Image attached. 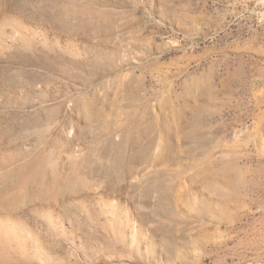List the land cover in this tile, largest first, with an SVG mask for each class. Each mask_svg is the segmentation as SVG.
<instances>
[{"label": "rangeland", "instance_id": "1", "mask_svg": "<svg viewBox=\"0 0 264 264\" xmlns=\"http://www.w3.org/2000/svg\"><path fill=\"white\" fill-rule=\"evenodd\" d=\"M263 4L0 0V264H264Z\"/></svg>", "mask_w": 264, "mask_h": 264}, {"label": "built area", "instance_id": "2", "mask_svg": "<svg viewBox=\"0 0 264 264\" xmlns=\"http://www.w3.org/2000/svg\"><path fill=\"white\" fill-rule=\"evenodd\" d=\"M263 16H264V4H263L262 9L260 10L259 15H258L260 22L264 19Z\"/></svg>", "mask_w": 264, "mask_h": 264}]
</instances>
